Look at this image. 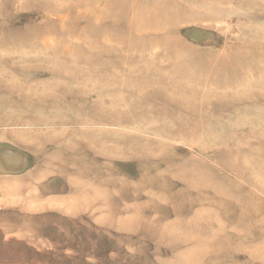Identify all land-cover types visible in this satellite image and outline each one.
<instances>
[{
  "label": "rangeland",
  "instance_id": "rangeland-1",
  "mask_svg": "<svg viewBox=\"0 0 264 264\" xmlns=\"http://www.w3.org/2000/svg\"><path fill=\"white\" fill-rule=\"evenodd\" d=\"M0 264H264V0H0Z\"/></svg>",
  "mask_w": 264,
  "mask_h": 264
}]
</instances>
